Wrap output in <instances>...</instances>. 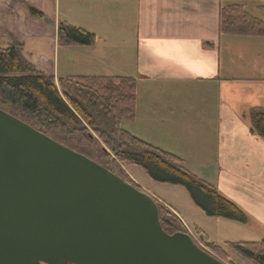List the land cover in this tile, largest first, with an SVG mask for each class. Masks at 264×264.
<instances>
[{
    "label": "crops",
    "instance_id": "1",
    "mask_svg": "<svg viewBox=\"0 0 264 264\" xmlns=\"http://www.w3.org/2000/svg\"><path fill=\"white\" fill-rule=\"evenodd\" d=\"M9 4L0 7L1 46L14 39L25 46L26 34L42 37L49 48H42L38 60L23 53L56 78H136V116L126 120L130 128L125 129L181 158L189 171L239 206L249 222L260 224L264 235V139L252 132L248 118L252 108L264 107V37L221 34V0H54V26L37 28L30 26L26 9L21 14L24 8ZM61 22L93 33L96 43L60 44ZM146 191L171 205L162 193ZM200 216L194 227L207 245L239 242L212 238L209 217Z\"/></svg>",
    "mask_w": 264,
    "mask_h": 264
},
{
    "label": "water",
    "instance_id": "2",
    "mask_svg": "<svg viewBox=\"0 0 264 264\" xmlns=\"http://www.w3.org/2000/svg\"><path fill=\"white\" fill-rule=\"evenodd\" d=\"M0 264L226 263L168 234L137 186L0 109Z\"/></svg>",
    "mask_w": 264,
    "mask_h": 264
},
{
    "label": "trees",
    "instance_id": "3",
    "mask_svg": "<svg viewBox=\"0 0 264 264\" xmlns=\"http://www.w3.org/2000/svg\"><path fill=\"white\" fill-rule=\"evenodd\" d=\"M245 2L264 0H221V34L264 37V20L250 14ZM259 8L264 11V4ZM28 11L31 18L49 21L33 5L28 6ZM58 38L60 44L72 46H92L97 41L93 33L66 22L59 23ZM23 46L19 41L7 47L0 45V109L110 169L125 182L137 186L116 168L111 153L127 165L141 167L155 182L184 187L206 216L248 223V215L239 206L216 186L189 171L181 158L123 128V120H134L136 116V78L67 76L59 77L57 83L54 75L39 71L25 57ZM250 116L252 132L264 139V108H252ZM158 207L163 229L168 234L179 232L177 224L181 225V221L160 205ZM225 244L244 259L264 264V240ZM208 246L224 257L229 256L221 245Z\"/></svg>",
    "mask_w": 264,
    "mask_h": 264
},
{
    "label": "rangeland",
    "instance_id": "4",
    "mask_svg": "<svg viewBox=\"0 0 264 264\" xmlns=\"http://www.w3.org/2000/svg\"><path fill=\"white\" fill-rule=\"evenodd\" d=\"M9 2L11 3L12 7L24 8L20 11L21 14L23 12H25V9L28 11L27 6H29V4L36 6L40 10H43L46 12V15L51 19V21L45 22L44 20L33 18L32 20H30L31 21L30 26L32 28H37L39 26V24L44 25L45 23L50 24V26H54V22L56 21L55 20V9L56 8H55L54 0H46L44 5H41L38 0H29V4L25 0H4V2L0 4V7L4 8L5 5L9 6L10 5ZM80 3L81 2L76 1L75 5L80 6ZM244 4H245L246 10L250 14L264 20V11L262 9H260L259 7H257V5H263L264 2H245ZM22 18H25V16L22 17V15H21L20 21L22 23H24V25H25L24 28H27L26 27L27 23H25V21ZM51 29H52V27H51ZM26 36H27V39L25 40L26 43H25L23 52H25L29 56L31 54L30 60L36 61L39 59V52L42 50V48L44 46L49 48V46H48L49 42L46 41L43 45L42 44V40H43L42 37L30 36V34L29 35L26 34ZM3 39H5V38H3ZM5 41H6L5 43L7 45L4 44L6 46L2 45V47L8 46L9 40H5ZM13 41H17V39H14ZM75 64L77 67L80 66V63H75ZM63 65L65 67H67L68 63H63ZM82 68H83V66H82ZM60 76H65V75H60ZM132 76H134V75H132ZM56 79H57V83H59L58 77ZM58 87H60L59 84H58ZM136 106H137V104H136ZM250 114H251V111L248 114L249 121L251 122ZM127 121H131V120H127ZM127 121L126 120L122 121L123 128H130V124ZM91 132L94 136L97 137V134L93 130ZM108 151H109V153H111V151L109 149H108ZM111 155H112L111 159L112 158L115 159V161L117 163L116 168L124 176H126L129 179H132L133 182L138 186V188L140 190L141 189L143 191H146L147 189H151L152 191L156 190L155 192L162 193V195H161L162 197L165 196L166 198H168V199H166L164 197L167 201H169L171 203V205L168 202L162 200L160 197H158L157 195L154 194L155 196H157L158 198L161 199V200L158 199V201H159V202H157L158 205H160L165 210L173 213L181 221V225L177 224V226L181 229L180 232H185L187 234L192 232L195 235L194 236L195 239H193L194 242L201 249L207 251L208 253L215 256L217 259L223 261L226 264H233L232 262H234V264H254L250 260H247V259H244L243 257H241L235 251L231 250L228 246H226L225 249H226L229 256L224 257L223 255L215 252L214 249L209 247L199 237L198 232L195 230L194 224H196V222H198V220L200 219V217H201L200 214L205 216V217H206V214H204V212L194 204L189 193L187 192V190L184 187L176 186V185H172V184L155 182L146 174V172L141 167H139L137 165H127V164L119 161L114 156L113 153H111ZM211 161L212 160H210V161L206 160L204 162H211ZM188 162H198V161H188ZM180 217L185 219V221L191 226V229H192L191 231L189 230V227L181 220ZM209 219L211 222L207 225H209V230L211 231L212 236H213L212 238H224V236H227L226 238H230L229 240H231V241H246V242H258V241L264 240V235L262 233L263 231L261 230L262 226H260V224H258V223H255L254 221H250V222L248 221L249 223L242 224V223H239V222H236L233 220H229L226 218L209 217ZM216 221H219L222 224L219 225L216 223ZM231 231H233V232H231ZM247 231H250L251 234H249ZM216 236H218V237H216ZM223 240H225V239H223Z\"/></svg>",
    "mask_w": 264,
    "mask_h": 264
},
{
    "label": "built area",
    "instance_id": "5",
    "mask_svg": "<svg viewBox=\"0 0 264 264\" xmlns=\"http://www.w3.org/2000/svg\"><path fill=\"white\" fill-rule=\"evenodd\" d=\"M146 194H148L156 203L157 202H159L158 201V199L159 200H161L160 198H158L157 196H155L154 194H152V193H150V192H148V191H144ZM162 202V201H161ZM158 204V203H157ZM190 230V229H189ZM191 231V230H190ZM191 237H192V239H195V235L192 233V232H190V233H188Z\"/></svg>",
    "mask_w": 264,
    "mask_h": 264
}]
</instances>
